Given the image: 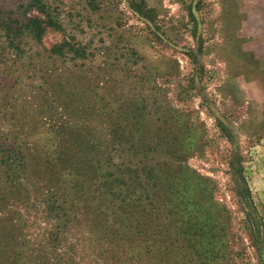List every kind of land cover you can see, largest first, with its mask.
I'll return each mask as SVG.
<instances>
[{"label":"trees","instance_id":"obj_1","mask_svg":"<svg viewBox=\"0 0 264 264\" xmlns=\"http://www.w3.org/2000/svg\"><path fill=\"white\" fill-rule=\"evenodd\" d=\"M125 1L142 16L143 0ZM58 3L0 7V90L8 91L0 104L7 109L0 210L22 199L24 213L15 220L24 217L26 227L0 229V264H229L231 255L244 253H230V212L222 206L210 216L187 189V172L202 190L206 184L186 164L194 134L172 132L179 120L164 110L153 117L148 104L136 102L137 52L126 41L109 53L94 39L92 29L102 28L89 20L97 0H82L84 14L75 20ZM48 31L62 36L45 47ZM117 85L127 88L125 99ZM19 92L30 106L17 102ZM228 170L239 228L264 264V221L240 164ZM209 185L214 203L216 186ZM5 222L15 225L12 217Z\"/></svg>","mask_w":264,"mask_h":264},{"label":"rangeland","instance_id":"obj_2","mask_svg":"<svg viewBox=\"0 0 264 264\" xmlns=\"http://www.w3.org/2000/svg\"><path fill=\"white\" fill-rule=\"evenodd\" d=\"M16 1L0 0V7L6 9ZM58 1L62 9H70L74 20L84 14L82 0ZM97 1L99 7L90 12L89 20L102 28L101 32L92 29L94 39L101 38L110 46L109 53L126 41L137 52L136 102L148 104L153 117L154 111L164 110L171 121L179 120L171 123L172 132L194 134V140L186 145L190 152L186 164L203 176L207 185L202 190L187 172V189L210 216L219 215L222 206L230 212V253L243 248L244 253L231 255L229 264H257L247 236L239 228L241 213L228 166L240 164L264 221V0H143L142 16L131 12L125 0ZM110 26L124 32L118 35ZM77 33L76 38L81 36ZM61 36V32L48 31L41 43L47 47ZM116 79L122 86L123 76ZM117 88L116 93L125 99L127 88ZM14 97L26 106L32 104L26 92ZM6 100L8 91L3 88L0 104ZM6 112V106L0 107L2 130ZM183 122L186 124L181 125ZM212 181L216 186L214 203L207 198ZM22 201L0 210L4 234L3 228H26L22 227L24 217L15 220L17 214L24 213ZM7 217L14 218V226L5 222Z\"/></svg>","mask_w":264,"mask_h":264}]
</instances>
